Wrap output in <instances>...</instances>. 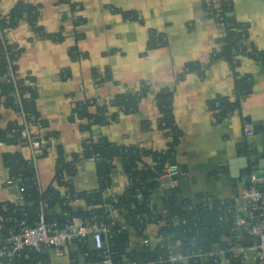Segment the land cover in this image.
Wrapping results in <instances>:
<instances>
[{
    "label": "crops",
    "instance_id": "obj_1",
    "mask_svg": "<svg viewBox=\"0 0 264 264\" xmlns=\"http://www.w3.org/2000/svg\"><path fill=\"white\" fill-rule=\"evenodd\" d=\"M18 1L0 0V15H7ZM38 1V24L44 33H58L60 39L40 35L26 20L9 28L6 37L20 49L17 71L21 77H32L37 109L47 122L45 128L36 125L32 131L56 133L43 141L47 152L37 159L41 187L45 189L54 179L56 145L70 155L81 152L83 140L103 136L123 147L166 148L170 137L159 126L161 113L156 95L167 88L171 92L172 114L181 131L174 160L185 169L177 178L178 197L194 199L202 193L210 201L232 200L237 217L248 215V202L241 195L251 173L264 174V130L247 135L244 124L264 125V61L237 55L236 71L250 75L253 87L240 96L239 108L218 120L208 101L219 95L234 100L236 90L230 63L222 57L210 59L224 29L205 15L204 0ZM70 3L79 8H71ZM234 13L248 25L249 42L264 50V0H234ZM152 31L163 34L166 42L149 48ZM189 61L202 65L201 71L180 76ZM142 81L148 82L150 88L135 111L125 113L109 102L117 93L137 92ZM83 98L95 99L116 117L82 130L81 120H72L71 115L74 101ZM14 119L21 122L13 110L0 105V126ZM4 151H18L30 158L32 149L26 144L0 143V201H14L15 187L6 184L9 174L2 159ZM143 163L153 165L154 161L145 155L139 167ZM71 181L76 192L96 189L94 160H79ZM158 183L151 189L150 199L161 206L168 188L163 179ZM128 185V174L114 160L105 195L118 196ZM158 227L155 223L147 226L149 241H156ZM131 239L136 243L143 240L136 236ZM88 248L94 249L90 238ZM43 252L49 254L50 264H94L75 243L64 247L61 255L52 249ZM222 264H229L228 258L224 257ZM240 264L256 261L250 254Z\"/></svg>",
    "mask_w": 264,
    "mask_h": 264
},
{
    "label": "trees",
    "instance_id": "obj_2",
    "mask_svg": "<svg viewBox=\"0 0 264 264\" xmlns=\"http://www.w3.org/2000/svg\"><path fill=\"white\" fill-rule=\"evenodd\" d=\"M70 5L71 8L75 7L73 3ZM40 8L41 2L38 0L34 3L19 0L7 15H0V105L10 108L21 117V122L14 119L4 127L0 126V143L8 146L26 144L32 149L30 158H24L18 151L2 153L8 174L21 188L22 205L17 206L14 201H0V216L5 226L0 231V244L6 228H17L16 224L21 220L33 225L42 213L47 221L56 220L60 224L64 223L68 214L78 215L84 221L100 218L109 222L111 212L106 209L105 204L113 203L116 215L121 217L123 222H119L116 218L111 231L104 235V241L114 261L119 264L130 260L143 264H222L224 257L228 258L229 264L242 263V260L233 253L232 246L239 236H242L239 241L242 244L249 235L244 232L245 230H239L236 227L238 213L232 205V200L210 201L202 193L197 194L194 199L179 198L177 186L166 190L161 206H157L150 199L151 189L159 184L158 178L169 164H176L180 173L185 170L174 160L181 131L172 114L171 92L167 88L160 89L156 95L161 113L159 126L170 137L166 148L149 150L141 147H123L103 136L97 138L91 136L83 140L81 152L70 155H66L61 146L56 145L57 156L53 177L55 184L51 183L45 189L39 187L37 159L47 152V146L43 145V141H49L56 136V133L41 134L29 128L30 123L36 124L38 128H45L47 122L41 118L37 109V91L30 83L32 77H21L17 71L20 49L8 42L6 31L16 26L21 20H26L40 35L60 39L61 36L58 33L46 34L41 29L38 24ZM202 9L207 17L212 16L214 21L224 29L222 36L217 39L218 47L212 51L210 59L222 57L230 63L236 90L234 100L219 95L208 101L209 108L215 112L219 120L239 108L240 96L249 93L253 87V79L250 75H240L236 71L237 55H247L264 61V50H258L249 42L248 25L235 16L234 0H208V2L204 0ZM165 42L163 34L152 31L148 47L152 48ZM72 54L77 57V53L72 52ZM201 69L202 65L189 61L183 65L179 75L183 76L188 71H201ZM94 75L96 76L95 71ZM149 88V83L142 81L137 92L127 91L114 95L113 105L125 113L133 112ZM106 111V107L98 105L95 99L83 98L74 101L71 119L81 120L80 128L90 130L93 125L107 123L116 117L115 112L107 113ZM24 128L26 135L22 136L21 130ZM258 130H264V125L254 126V131ZM32 141L38 142L39 147L35 149ZM145 155H150L154 164L143 163L139 167ZM91 158L96 165L98 187L94 190L76 192L71 181V177L76 172V163L81 159ZM116 159L128 174L129 185L122 194L115 196L116 201H113L112 197L105 196V191L110 185V172ZM249 185L250 183L246 181V187ZM62 186L67 187L68 191L81 199V211H78L79 205L73 208L63 203L64 197L60 190ZM257 213L258 211L254 212V214ZM262 217L264 218V212ZM249 221L254 223L255 219L249 218ZM152 223L159 226L157 235L160 240L158 242L151 241L149 245H144L132 241V236L146 240L148 238L145 233L146 228ZM75 244L79 251L86 252L91 262L99 258L98 250L88 248V238ZM172 245L176 246L177 251L188 255L186 262L173 263L167 259ZM217 251H223V255H217ZM26 253H28L27 257ZM198 254L207 256L199 257ZM2 263L50 264V261L47 253L25 251L13 259H2Z\"/></svg>",
    "mask_w": 264,
    "mask_h": 264
},
{
    "label": "built area",
    "instance_id": "obj_3",
    "mask_svg": "<svg viewBox=\"0 0 264 264\" xmlns=\"http://www.w3.org/2000/svg\"><path fill=\"white\" fill-rule=\"evenodd\" d=\"M205 1L208 2V0ZM78 8L79 5H75L74 9ZM209 18L214 21L212 16ZM109 102L113 103L112 98L109 99ZM34 127H36V124H29L30 129H33ZM244 132L245 134L250 135L254 132V127L249 122H245ZM21 135H26L25 128L21 130ZM32 146L36 149L39 147V143L32 141ZM91 159L94 160L93 158ZM178 173H180V171L176 164H169L166 167L165 172L159 176L158 181H160V179L171 178L168 182V189H174L177 186V179L174 177H178ZM52 183L55 184L54 180H52ZM249 183L250 185L245 188L241 196L243 199L247 200L249 205L248 216L249 218H254L255 222L251 223L249 218L247 219L240 216L237 217L235 224L239 230L243 229L247 231V234L249 235L247 238L251 239V244H241L239 241L242 236H239L236 243L232 246V250L242 261L252 254L256 264H264V218L262 217L264 212V174L251 173L249 175ZM6 184L15 187L16 197L14 203H16L17 206H21V188L17 186L14 178L10 175L6 180ZM38 185L43 189L39 180ZM62 193L64 204L75 208L76 205L81 203V199L75 197L74 193L72 194L68 191L67 187L62 186ZM112 200L116 201V197H112ZM105 207L111 212L109 214L111 216L109 222L100 218H93L91 221H84L78 215L68 214L64 223L60 224L56 220L47 221L44 213L40 214L38 220L33 225L27 224L25 220L17 222V228H6L4 234H2L3 236L0 244V264H3L2 259H13L14 257L20 256L25 251L41 253L45 250L52 249L56 255H61L63 254L64 247L76 242H83L85 238H90L94 249L98 250L99 258L94 264H119L114 261L111 251L104 241V235L108 234L111 231V226L115 224L117 218L116 208L113 203H106ZM255 211H258V213L254 214ZM6 220H11V218H6ZM3 228H5V226L3 224V218L0 216V231ZM159 240L160 239L157 236L156 241L158 242ZM142 243L144 245H149L151 241L147 238L146 240H142ZM175 248V245L170 246L167 259L173 263L186 262L188 260V255L177 251ZM216 254L222 256L223 251H217ZM198 255L199 257L207 256L204 254ZM25 256L27 257L28 253H26ZM120 264L143 263L136 260H130Z\"/></svg>",
    "mask_w": 264,
    "mask_h": 264
},
{
    "label": "water",
    "instance_id": "obj_4",
    "mask_svg": "<svg viewBox=\"0 0 264 264\" xmlns=\"http://www.w3.org/2000/svg\"><path fill=\"white\" fill-rule=\"evenodd\" d=\"M174 178L177 179L178 177L175 176ZM170 179H171V178H165V179H163V182H164L165 184H167V188H168V182L170 181ZM179 198H180V196H179ZM81 209H82L81 207H78V211H81ZM245 218L248 219L249 216L246 215ZM244 232L247 234V231H246V230H245ZM243 244H244V245H250V244H251V239H250V238L245 239V240L243 241Z\"/></svg>",
    "mask_w": 264,
    "mask_h": 264
}]
</instances>
